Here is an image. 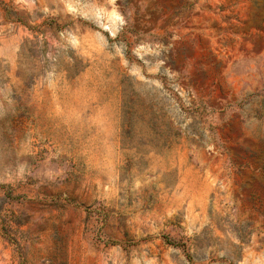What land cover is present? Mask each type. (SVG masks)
I'll use <instances>...</instances> for the list:
<instances>
[{
  "label": "rangeland",
  "instance_id": "obj_1",
  "mask_svg": "<svg viewBox=\"0 0 264 264\" xmlns=\"http://www.w3.org/2000/svg\"><path fill=\"white\" fill-rule=\"evenodd\" d=\"M0 264H264V0H0Z\"/></svg>",
  "mask_w": 264,
  "mask_h": 264
}]
</instances>
